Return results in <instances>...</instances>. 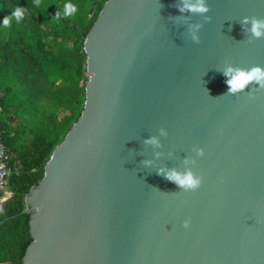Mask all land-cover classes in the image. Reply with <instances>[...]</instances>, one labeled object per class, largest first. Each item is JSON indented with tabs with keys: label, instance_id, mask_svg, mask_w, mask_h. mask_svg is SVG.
<instances>
[{
	"label": "water",
	"instance_id": "obj_1",
	"mask_svg": "<svg viewBox=\"0 0 264 264\" xmlns=\"http://www.w3.org/2000/svg\"><path fill=\"white\" fill-rule=\"evenodd\" d=\"M206 2L106 0L81 115L24 199L22 264H264V88L222 96L227 67L264 70L243 23L264 0ZM170 171L202 183L186 192Z\"/></svg>",
	"mask_w": 264,
	"mask_h": 264
},
{
	"label": "trees",
	"instance_id": "obj_2",
	"mask_svg": "<svg viewBox=\"0 0 264 264\" xmlns=\"http://www.w3.org/2000/svg\"><path fill=\"white\" fill-rule=\"evenodd\" d=\"M69 0H0V18L20 6L24 19L0 26V138L9 155L11 199L0 209V264H22L32 241L25 196L85 101L84 40L106 0H70L74 18H55ZM38 5V6H37ZM65 114L60 118L61 112Z\"/></svg>",
	"mask_w": 264,
	"mask_h": 264
},
{
	"label": "clouds",
	"instance_id": "obj_3",
	"mask_svg": "<svg viewBox=\"0 0 264 264\" xmlns=\"http://www.w3.org/2000/svg\"><path fill=\"white\" fill-rule=\"evenodd\" d=\"M57 7L58 10L54 14L55 18L57 19H71L74 18L78 12V6L70 2V0L69 2L64 3L62 6ZM178 10L181 13H183L185 10H189L193 13L205 14L210 11V8L206 0H195V2H191V0H185L183 6ZM25 11L26 9L23 7H15L13 10H11L9 15H5L4 17L0 18V26L7 29L10 27L12 21H15L17 24H19L25 17ZM243 23H250V27L247 30L252 34V36L256 38L264 37V20L251 19V21H249L248 18H245ZM199 27L200 25H196L191 33V38L194 43H199V37L196 34ZM222 75L225 77V83L228 86L227 93L222 96L239 93L253 83L264 88V70H261L259 67H253L250 70H242L229 66L222 72ZM146 142L155 144L157 141L155 138H152ZM199 154L203 155V152L201 151ZM165 178L186 192L195 191L202 183L201 178L194 176L191 172L180 174L176 171H170L165 175ZM189 223L190 222L188 220H185L183 222V227L187 229L189 227Z\"/></svg>",
	"mask_w": 264,
	"mask_h": 264
},
{
	"label": "built area",
	"instance_id": "obj_4",
	"mask_svg": "<svg viewBox=\"0 0 264 264\" xmlns=\"http://www.w3.org/2000/svg\"><path fill=\"white\" fill-rule=\"evenodd\" d=\"M8 163L9 155L0 138V209L12 197V193L8 189V178L11 175Z\"/></svg>",
	"mask_w": 264,
	"mask_h": 264
},
{
	"label": "rangeland",
	"instance_id": "obj_5",
	"mask_svg": "<svg viewBox=\"0 0 264 264\" xmlns=\"http://www.w3.org/2000/svg\"><path fill=\"white\" fill-rule=\"evenodd\" d=\"M64 114H65V112L62 111L61 114H60V118H61Z\"/></svg>",
	"mask_w": 264,
	"mask_h": 264
},
{
	"label": "crops",
	"instance_id": "obj_6",
	"mask_svg": "<svg viewBox=\"0 0 264 264\" xmlns=\"http://www.w3.org/2000/svg\"><path fill=\"white\" fill-rule=\"evenodd\" d=\"M2 264H8V263H2Z\"/></svg>",
	"mask_w": 264,
	"mask_h": 264
}]
</instances>
